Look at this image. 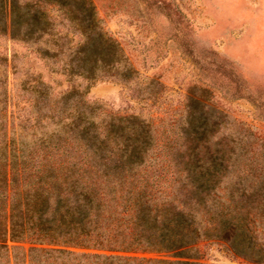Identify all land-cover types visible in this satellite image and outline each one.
Instances as JSON below:
<instances>
[{
    "label": "trees",
    "instance_id": "trees-1",
    "mask_svg": "<svg viewBox=\"0 0 264 264\" xmlns=\"http://www.w3.org/2000/svg\"><path fill=\"white\" fill-rule=\"evenodd\" d=\"M49 5L79 36L73 47L67 32L54 37ZM0 33L28 43L45 37L44 45L51 47L39 46V55L60 54V67L69 76L124 80L134 72L98 25L89 0H0ZM31 92L27 117L34 124L27 138L16 140L6 121L0 122V264H16L7 242L23 240L73 246L60 251L71 255L73 264L79 256L91 264H113L112 254L127 260L128 250L139 247L173 252L202 235L225 237L242 254L234 239L239 208L234 195L255 186L256 169L239 163L233 142L212 140L218 119L203 97H187L176 134L165 142L170 169L162 171L146 168L162 153L148 120L126 115L95 121L79 98L70 99L73 89L50 100L39 84ZM42 119L57 128L36 133ZM246 178L248 185L239 189ZM220 187L229 197L226 208ZM251 195L253 189L246 199ZM27 250L22 263L31 264L33 249ZM98 257L104 261H93ZM256 258L264 259V253Z\"/></svg>",
    "mask_w": 264,
    "mask_h": 264
},
{
    "label": "rangeland",
    "instance_id": "rangeland-1",
    "mask_svg": "<svg viewBox=\"0 0 264 264\" xmlns=\"http://www.w3.org/2000/svg\"><path fill=\"white\" fill-rule=\"evenodd\" d=\"M89 2L98 25L117 43L134 72L124 80L69 76L60 67V54L51 59L39 55V46L51 47L44 45L45 37L28 43L0 33V122L6 121L16 140L27 138L25 133L34 124L32 117H27L31 116L33 85L45 87L49 100L73 89L70 99L79 98L91 109L95 121L126 115L148 120L162 153L146 168L164 171L170 169L163 155L165 142L176 134L187 97H203L212 117L218 119L212 140L233 142L239 163H251L256 169L258 181L251 186V199H246L251 189L245 188L243 196L234 195L239 203L234 239L242 254L235 252L225 237L202 235L173 252L131 248L127 260L115 254L111 260L113 264H264L263 258H256L264 253V0ZM46 13L54 37L67 32L68 46L73 47L79 36L68 30L55 6H47ZM36 125V133L57 128L45 119ZM259 172L262 175L258 176ZM248 180L241 179L238 188L246 187ZM224 182L227 180L220 184ZM219 195L226 208L229 197L224 188L220 187ZM7 245L16 264H24L22 257L28 248L33 249L31 264L74 263L71 255L60 252L74 247L62 243L23 240ZM93 261L104 260L98 257ZM75 262L91 264L92 259L79 256Z\"/></svg>",
    "mask_w": 264,
    "mask_h": 264
}]
</instances>
